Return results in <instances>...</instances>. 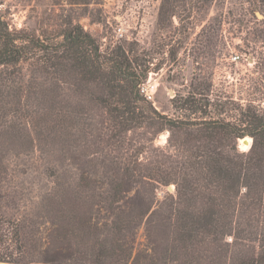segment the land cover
<instances>
[{
	"label": "trees",
	"instance_id": "trees-1",
	"mask_svg": "<svg viewBox=\"0 0 264 264\" xmlns=\"http://www.w3.org/2000/svg\"><path fill=\"white\" fill-rule=\"evenodd\" d=\"M250 1L264 11V0ZM261 21L253 33L264 46ZM61 31V41L48 42L47 37L9 30L0 17V116L21 118L22 129L31 127L45 150L50 131L58 132L54 136L74 134L72 100L75 93L83 99L84 94L107 113L114 138L145 128L143 142L153 143L162 131L168 132L167 140L153 148V155H128L127 165L113 176L104 169H81L69 198V190L59 185L37 204H21L16 197L0 200V264H264V109L238 104L232 120L208 116L213 104L197 84L172 105L199 116L162 114L139 90L146 69L137 57L122 46L100 51L78 23L67 22ZM31 56L38 76L49 75L56 85L43 112L33 103L19 102L30 98L27 82L33 74L27 75L22 63ZM60 83H71L72 97ZM88 112L84 106L83 113ZM244 136L252 140L242 150L239 139ZM3 174L7 170L0 168V183L12 182ZM127 182L152 188L172 183L175 188L162 199L153 194L129 202L123 189ZM92 183L108 186L98 200L89 190ZM98 213L105 221L92 224L96 233L89 243L91 223L77 221L78 216L91 220ZM144 219L147 231L155 228L166 241L132 254L133 234Z\"/></svg>",
	"mask_w": 264,
	"mask_h": 264
},
{
	"label": "rangeland",
	"instance_id": "rangeland-1",
	"mask_svg": "<svg viewBox=\"0 0 264 264\" xmlns=\"http://www.w3.org/2000/svg\"><path fill=\"white\" fill-rule=\"evenodd\" d=\"M0 17L9 30L47 37L48 42L61 41V30L70 22L89 32L100 51L122 46L143 63L146 76L139 90L162 114L199 116V112L191 114L172 105L173 99L184 98L197 84L205 92L203 97L213 104L207 107L208 116L232 120L238 104L264 109V46L253 33L263 26L264 11L254 7L250 0H0ZM118 27L122 28V36L117 34ZM235 55L239 58L233 59ZM31 57L22 63L24 72L33 74L27 82L30 98L21 97L19 102L33 103L43 112L56 85L49 75L38 76L37 60ZM60 84L72 97L71 83ZM146 84L149 96L141 91ZM83 97L75 93V101L72 100L74 134L62 132L54 136L58 132L50 131L53 136L45 150L39 146L41 140L31 127L22 129L21 118L12 121L0 116V168L7 170L3 174L6 179H13L0 183V200L16 197L22 199L21 204L29 201L37 204L46 191L59 185L69 190L66 195L69 198L75 175L81 169H104L113 176L114 171L120 172L127 165L128 155L142 159L153 155L156 146L165 145L167 131L156 135L153 143L143 142L145 128L122 132L114 138L115 129L107 113L96 108L88 96ZM84 106L89 108L88 114L83 113ZM88 120L91 124L86 123ZM40 137H44L43 132ZM103 184L92 183L89 187L96 200L108 187ZM174 188L172 183L154 188L143 182L123 184L129 202L146 200L153 194L162 199ZM78 217L77 221L91 223L92 229L87 232L90 243L96 233L92 224L100 225L105 219L99 213L93 214L91 220L83 219L84 214ZM145 221L133 234L132 254L136 249L155 245L157 240L166 241L156 234L155 228L148 232ZM128 240L132 241L131 235Z\"/></svg>",
	"mask_w": 264,
	"mask_h": 264
},
{
	"label": "built area",
	"instance_id": "built-area-1",
	"mask_svg": "<svg viewBox=\"0 0 264 264\" xmlns=\"http://www.w3.org/2000/svg\"><path fill=\"white\" fill-rule=\"evenodd\" d=\"M121 30H122V28L121 27H118L117 28V34L119 35V36H122V32H121ZM239 58V55H235L234 57H233V59H238ZM149 81V80H148ZM148 81H147V83H148ZM148 86H147V84H146V86H144V87H141V91L146 95V96H149V93H146L147 92V90H148ZM151 88H152V85H151Z\"/></svg>",
	"mask_w": 264,
	"mask_h": 264
},
{
	"label": "bare ground",
	"instance_id": "bare-ground-1",
	"mask_svg": "<svg viewBox=\"0 0 264 264\" xmlns=\"http://www.w3.org/2000/svg\"><path fill=\"white\" fill-rule=\"evenodd\" d=\"M244 139H246V141H247L248 144H245L244 143ZM244 139L243 138L242 139H239V146H240V148L242 150L247 149L249 147L250 142H251V138L248 137V136H246Z\"/></svg>",
	"mask_w": 264,
	"mask_h": 264
},
{
	"label": "water",
	"instance_id": "water-1",
	"mask_svg": "<svg viewBox=\"0 0 264 264\" xmlns=\"http://www.w3.org/2000/svg\"><path fill=\"white\" fill-rule=\"evenodd\" d=\"M258 15H259V14H258ZM245 137H246V136H244V137H242V138L244 139ZM248 137H249V136H248ZM242 138H240V139H242ZM244 143H245V144H248L247 141H246V139H244ZM250 144H251V143H250ZM250 144H249V146H250Z\"/></svg>",
	"mask_w": 264,
	"mask_h": 264
}]
</instances>
